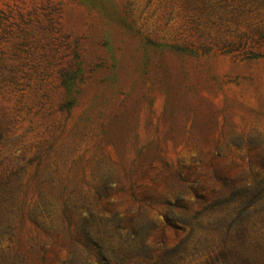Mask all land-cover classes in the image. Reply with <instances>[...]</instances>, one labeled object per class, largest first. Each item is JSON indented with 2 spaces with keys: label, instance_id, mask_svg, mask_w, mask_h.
<instances>
[{
  "label": "rangeland",
  "instance_id": "1",
  "mask_svg": "<svg viewBox=\"0 0 264 264\" xmlns=\"http://www.w3.org/2000/svg\"><path fill=\"white\" fill-rule=\"evenodd\" d=\"M264 264V0H0V264Z\"/></svg>",
  "mask_w": 264,
  "mask_h": 264
},
{
  "label": "trees",
  "instance_id": "2",
  "mask_svg": "<svg viewBox=\"0 0 264 264\" xmlns=\"http://www.w3.org/2000/svg\"><path fill=\"white\" fill-rule=\"evenodd\" d=\"M245 264H250V263H245Z\"/></svg>",
  "mask_w": 264,
  "mask_h": 264
}]
</instances>
